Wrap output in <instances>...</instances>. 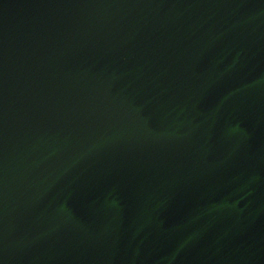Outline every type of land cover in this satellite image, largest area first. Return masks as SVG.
I'll list each match as a JSON object with an SVG mask.
<instances>
[{
  "label": "water",
  "instance_id": "obj_1",
  "mask_svg": "<svg viewBox=\"0 0 264 264\" xmlns=\"http://www.w3.org/2000/svg\"><path fill=\"white\" fill-rule=\"evenodd\" d=\"M0 264H264V0H0Z\"/></svg>",
  "mask_w": 264,
  "mask_h": 264
}]
</instances>
